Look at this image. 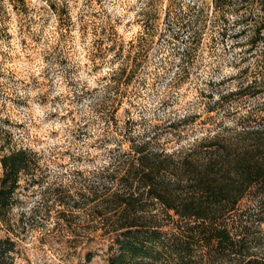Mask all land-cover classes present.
Here are the masks:
<instances>
[{
    "label": "rangeland",
    "instance_id": "obj_1",
    "mask_svg": "<svg viewBox=\"0 0 264 264\" xmlns=\"http://www.w3.org/2000/svg\"><path fill=\"white\" fill-rule=\"evenodd\" d=\"M27 2L23 15L3 2L0 156L30 149L45 178L20 181L0 238L14 242V264H107V243L90 233L103 217L60 204L58 191L82 199L94 173L127 148L128 141L115 147L120 136L172 152L220 129L234 135L248 112L257 115L248 126L263 123L264 90L235 93L257 77L234 63L248 47L237 43L247 41L239 31L249 22L240 20L241 0L220 9L216 0H48L66 3L70 21H59L45 0ZM148 33L151 49L121 86L117 124L107 127L94 106L103 77L133 55L129 41ZM87 250L95 253L89 262Z\"/></svg>",
    "mask_w": 264,
    "mask_h": 264
},
{
    "label": "trees",
    "instance_id": "obj_2",
    "mask_svg": "<svg viewBox=\"0 0 264 264\" xmlns=\"http://www.w3.org/2000/svg\"><path fill=\"white\" fill-rule=\"evenodd\" d=\"M4 1L16 14L28 11L27 0H0V20L6 16ZM45 1L59 21H70L66 3ZM226 3L216 0L215 8ZM238 4L245 9L241 22L249 24L239 31L248 34L247 41L237 44L248 47L234 63L246 64L240 74L252 70L257 77L251 84L240 85L235 93L256 95L264 90V0H241ZM152 35H139L136 44L129 41L130 50L135 48L133 55H127L103 77L102 96L94 106L99 116L105 117L107 127L110 120L117 124L121 86L136 75L147 57ZM256 116L248 112L242 117V129L234 135L220 129L172 152L154 147L150 139L136 142L130 135L120 136L115 147L128 141L127 148L94 173L86 192L80 194L82 199L61 190L57 201L68 208L89 206L90 214L103 217L102 227H94L90 233L91 240L99 236L107 243V264H264V232L260 228L264 224V122L246 124ZM34 156L26 148H14L0 156L1 221L13 207L21 180L29 186L45 178L44 173H38L41 169ZM13 250L10 238H0V264H14L9 253ZM94 255L85 251V262Z\"/></svg>",
    "mask_w": 264,
    "mask_h": 264
}]
</instances>
